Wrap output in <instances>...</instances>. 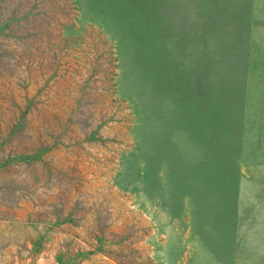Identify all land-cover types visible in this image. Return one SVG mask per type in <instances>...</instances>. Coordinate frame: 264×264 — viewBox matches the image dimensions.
I'll return each instance as SVG.
<instances>
[{
    "label": "rangeland",
    "instance_id": "374dc122",
    "mask_svg": "<svg viewBox=\"0 0 264 264\" xmlns=\"http://www.w3.org/2000/svg\"><path fill=\"white\" fill-rule=\"evenodd\" d=\"M0 264H264V0H0Z\"/></svg>",
    "mask_w": 264,
    "mask_h": 264
},
{
    "label": "crops",
    "instance_id": "0c3cea01",
    "mask_svg": "<svg viewBox=\"0 0 264 264\" xmlns=\"http://www.w3.org/2000/svg\"><path fill=\"white\" fill-rule=\"evenodd\" d=\"M245 54L243 56V66L241 65V60L236 59L235 66H232V70L237 72V74H241L242 72V81H246V90L248 89L247 83L250 81V48L248 45L245 47ZM238 57V55L236 56ZM236 67V69L234 68ZM242 68V71H240ZM240 71V72H238Z\"/></svg>",
    "mask_w": 264,
    "mask_h": 264
}]
</instances>
